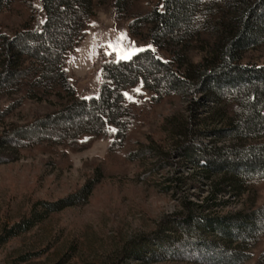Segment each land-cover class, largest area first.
I'll use <instances>...</instances> for the list:
<instances>
[{"label": "rangeland", "instance_id": "1", "mask_svg": "<svg viewBox=\"0 0 264 264\" xmlns=\"http://www.w3.org/2000/svg\"><path fill=\"white\" fill-rule=\"evenodd\" d=\"M160 1L138 0L133 13L145 14ZM36 19H44L40 0H13L0 10V33L12 36ZM147 48L169 58L144 33L132 36L129 20L117 19L108 3L96 10L83 39L65 54L68 82L76 96L96 97L105 60H126ZM189 54L193 64L200 61L198 43ZM241 63L264 66V44L244 53ZM123 96L132 114L125 138L84 136L67 147L12 136L13 129L57 110L65 100L29 99L18 86L0 94V236L36 204L55 202L96 181L85 200L0 238V264H18L16 258L24 254L30 259L19 264H225L217 261L216 235L183 237L172 219L191 204L201 206L195 208L198 215L210 218L264 207V177L249 179L236 193L223 176L206 177L177 149L186 142L198 148L243 147L264 144V138L239 142L214 134L224 126L212 114L225 105L214 106L207 95H161L138 83ZM177 118L183 130L175 128ZM246 245L248 256L238 264H264V227ZM125 248L134 255L123 261Z\"/></svg>", "mask_w": 264, "mask_h": 264}, {"label": "trees", "instance_id": "2", "mask_svg": "<svg viewBox=\"0 0 264 264\" xmlns=\"http://www.w3.org/2000/svg\"><path fill=\"white\" fill-rule=\"evenodd\" d=\"M12 1L0 0V10ZM137 1L40 0L42 22L36 19L32 25L24 24L12 36L0 33V94L18 86L29 99L41 101L49 96L65 100L57 110L13 129L12 136L67 147L84 136L92 139L111 133L123 139L132 122L123 92L140 83L144 90L157 94L182 97L200 93L214 106L224 104L212 114L224 126L213 132L216 135L239 142L264 138V66L241 63L244 53L264 44V0H161L150 11L135 16ZM108 3L117 19L129 20L132 36L144 33L151 46L169 58L162 59L149 48L126 60L110 57L101 65L98 95L81 98L68 82L64 56L83 39L96 10ZM197 43L201 59L193 64L189 52ZM225 110L229 115L223 114ZM174 120L175 128L183 130L179 119ZM177 153L206 177L223 176L222 182L236 193L244 191L249 179L264 177V144L198 148L186 142ZM95 183L88 180L67 197L36 204L0 238L27 231L47 214L85 200ZM191 205L183 216L172 219L183 237L201 232L216 235L220 240L218 263L238 264L246 259L248 239L264 227V207L210 218L195 212L200 205ZM129 249L122 250L123 261L133 257L134 251ZM29 259L24 254L15 262Z\"/></svg>", "mask_w": 264, "mask_h": 264}, {"label": "snow or ice", "instance_id": "3", "mask_svg": "<svg viewBox=\"0 0 264 264\" xmlns=\"http://www.w3.org/2000/svg\"><path fill=\"white\" fill-rule=\"evenodd\" d=\"M120 39H123V36H122V37H120Z\"/></svg>", "mask_w": 264, "mask_h": 264}]
</instances>
